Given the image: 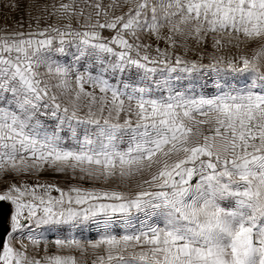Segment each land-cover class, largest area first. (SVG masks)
<instances>
[{
  "label": "snow or ice",
  "instance_id": "1",
  "mask_svg": "<svg viewBox=\"0 0 264 264\" xmlns=\"http://www.w3.org/2000/svg\"><path fill=\"white\" fill-rule=\"evenodd\" d=\"M4 10L0 264H264V0Z\"/></svg>",
  "mask_w": 264,
  "mask_h": 264
},
{
  "label": "rangeland",
  "instance_id": "2",
  "mask_svg": "<svg viewBox=\"0 0 264 264\" xmlns=\"http://www.w3.org/2000/svg\"><path fill=\"white\" fill-rule=\"evenodd\" d=\"M14 15L17 16V17L19 16V14H17V13H8L7 10H4L3 15H0V26H3L5 24L13 25L14 21L11 19V17L14 16ZM4 17H8V18L5 19ZM42 178L45 179V180L57 182L60 185L62 183H64L65 182L64 180L66 179L62 175H57V174H54V173H51V172L45 173ZM85 185L91 186L89 184H85Z\"/></svg>",
  "mask_w": 264,
  "mask_h": 264
},
{
  "label": "crops",
  "instance_id": "3",
  "mask_svg": "<svg viewBox=\"0 0 264 264\" xmlns=\"http://www.w3.org/2000/svg\"><path fill=\"white\" fill-rule=\"evenodd\" d=\"M64 181H65V182L62 183L61 186H66L67 183H69V181H68L67 179H65ZM85 187H89V186H88V185H85ZM46 235H48L49 238H53V236H54V234H51V233L46 234ZM79 235H80L81 237H87V238H90V239H95V238H96V233H95L94 230L91 231V232H89V231H85V232H83V233H80Z\"/></svg>",
  "mask_w": 264,
  "mask_h": 264
},
{
  "label": "water",
  "instance_id": "4",
  "mask_svg": "<svg viewBox=\"0 0 264 264\" xmlns=\"http://www.w3.org/2000/svg\"><path fill=\"white\" fill-rule=\"evenodd\" d=\"M8 211H9V207H8L7 204H5V205H4V208H3L4 218H5V219L7 218Z\"/></svg>",
  "mask_w": 264,
  "mask_h": 264
},
{
  "label": "built area",
  "instance_id": "5",
  "mask_svg": "<svg viewBox=\"0 0 264 264\" xmlns=\"http://www.w3.org/2000/svg\"><path fill=\"white\" fill-rule=\"evenodd\" d=\"M51 239V238H50Z\"/></svg>",
  "mask_w": 264,
  "mask_h": 264
}]
</instances>
